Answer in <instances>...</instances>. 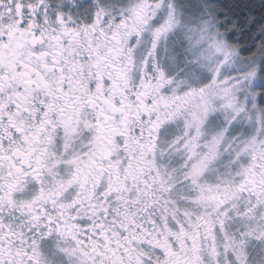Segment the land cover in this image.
I'll return each instance as SVG.
<instances>
[{
	"label": "snow or ice",
	"instance_id": "snow-or-ice-1",
	"mask_svg": "<svg viewBox=\"0 0 264 264\" xmlns=\"http://www.w3.org/2000/svg\"><path fill=\"white\" fill-rule=\"evenodd\" d=\"M0 264H264V0H0Z\"/></svg>",
	"mask_w": 264,
	"mask_h": 264
}]
</instances>
